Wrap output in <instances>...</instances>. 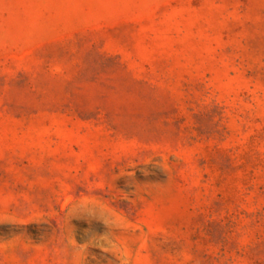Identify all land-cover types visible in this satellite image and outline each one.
Wrapping results in <instances>:
<instances>
[{
  "label": "rangeland",
  "instance_id": "374dc122",
  "mask_svg": "<svg viewBox=\"0 0 264 264\" xmlns=\"http://www.w3.org/2000/svg\"><path fill=\"white\" fill-rule=\"evenodd\" d=\"M0 264H264V0H0Z\"/></svg>",
  "mask_w": 264,
  "mask_h": 264
}]
</instances>
